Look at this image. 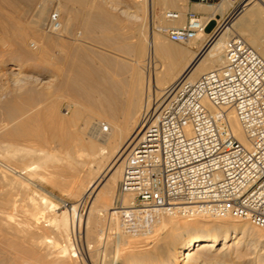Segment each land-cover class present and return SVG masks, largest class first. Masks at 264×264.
I'll use <instances>...</instances> for the list:
<instances>
[{"label":"bare ground","instance_id":"1","mask_svg":"<svg viewBox=\"0 0 264 264\" xmlns=\"http://www.w3.org/2000/svg\"><path fill=\"white\" fill-rule=\"evenodd\" d=\"M154 1L155 0H129V2L123 6L125 9L121 11V14L140 20L142 19V16L146 18V7H148L147 16L149 17L150 22V32L148 31L150 34H148L147 39L145 35L147 32L144 34L143 32L138 31L139 34L136 35L135 43L126 48L128 51L142 55V53H145L147 40L148 45L146 55H148V61L145 62V60H143L144 58L141 59L140 57L132 59L133 63L129 67V69H131L132 79L131 82L127 83L125 81L114 79L113 77V79H110L103 68H90L91 70H86L79 65V58L81 55L85 54V51L82 49V32H74L73 20L78 15H83L88 19L85 24L86 32L91 33L93 31L102 30L106 33L103 36V40L108 41L110 37L109 31H115L117 25L114 15L102 4V2L106 3L107 0H0V40L3 42L1 46H6L7 44L10 47L12 46L11 49H9L12 52L10 57L15 62L10 64L11 66L9 69L19 71V73H9L12 77L16 79L20 78L19 80L32 79L31 75L24 73V63L28 61H40L42 63L46 61L50 63L52 59H57L56 61H58V64L61 63L60 66H62V64L68 66V68H66V75L62 76L63 71H59L61 73L55 72L52 77L53 79H51L50 85H53L52 81L54 82L56 79H58V82L54 85L55 90L53 94H51L53 99L51 100L52 102L50 101L51 107H48V111L50 110L51 113L57 115L55 121L51 123L48 122V125H52L51 127L54 129L53 133L55 135L53 136V139L58 137V140L61 141L59 142L60 144L65 143L68 145L74 143L75 145L76 143H79L84 149L88 148V155H90L92 159V166L94 165L95 169L98 171L92 178H86L88 184L85 187V192L89 197H95V204L97 201L100 202L101 200V202H104L102 204L108 206L107 201L110 199L107 198L108 194L111 196L115 190H117L114 201L116 205L121 202L126 204L131 199L130 195L122 193L120 186L118 189H116V187L118 186V182L124 172V166L128 155L134 145L141 140L140 136L143 132L141 125L144 122L145 117H143L144 115H141L142 118L139 119L138 123L132 126L129 124H119V122L118 124H113L108 120L103 122L101 119L92 120L93 118H88L84 124L82 123V127L77 125L78 127L75 129V134L68 133V135H66L63 132L58 133L56 130L62 129L64 123H72V125H74L73 123L76 124V120L81 116V111L78 108L72 110V107H67L66 112H62L61 114L58 113V110L60 109H58L60 99H56L54 93H56V95L58 92L63 94L68 93L75 99L83 95L87 99H94L96 104L99 102L101 107L103 106V101H105L107 106H119L125 111L126 109H131V100L128 102L129 104L118 105L119 97L123 93L133 96L139 95V97H141L144 90H146L142 111V114H144L145 111L148 112L150 109L157 108L158 104L164 100L168 87L176 84L180 79L185 77L189 81H195L202 73L220 67L224 62L226 41L233 35H241L242 37L246 36L247 38H244L246 40L248 39L247 41L264 57V0H239L237 4L236 2L238 0H222L219 4L209 6L200 3L196 4L197 7H201V9L203 8L210 12L206 16V19L217 13L224 16L225 12L231 7L235 8L237 14L214 38L208 39L206 34L199 35L188 43L190 47L187 48L180 46L177 42L168 40V37L162 34L161 31L165 28H169L168 26H153ZM50 2L53 4L56 3V10L53 12L57 13L59 16V25L57 27L52 24L51 16L54 13L51 14L50 12ZM21 3L26 6L23 10L18 6ZM75 3L78 4V7H74ZM160 3L169 9L174 8L176 10L178 9L177 11H180L181 14L179 19H169L166 17V13L170 12V10H166L165 12L164 17L166 20L176 24L175 26L173 25V27L184 25V12L186 11L187 1L160 0ZM111 5L112 4H110V6ZM117 5L119 4H116L115 6ZM21 12H23L25 16H28V18L30 17V20L27 23L24 21L26 23L25 25L22 24L24 27L21 25L19 21L20 19L16 20L11 17L13 13L20 14ZM165 18L163 20H165ZM164 24L166 23L164 22ZM117 29H119V27ZM254 30L261 31L262 34L259 36V39L254 40V38L252 39L247 36L248 32L252 33ZM48 32L56 33L55 38L52 37L51 34H48ZM30 33L36 35V37H40L38 38L40 39V43L38 42L39 46L36 48V50L38 49L37 53H34L36 51L33 52L28 46V40H30L29 37L31 36ZM65 38H68V40H65ZM194 48L199 49V51H196ZM55 49L57 50L54 53L53 51ZM0 51L2 50L0 49ZM114 67L120 73H125L126 70L128 71L125 65H118V63H115ZM62 69L64 68L62 67ZM4 74L6 75V73H0L2 76ZM33 98L35 101H39L40 99L45 98V94L41 95L40 93H36V95L31 98V101ZM31 105L32 104L29 100L26 102H16L11 99L5 103V117L10 123H12V127L6 132L7 136H22L29 138L32 134L34 136L37 134L36 132H40L37 129L38 131L36 130L32 133L34 127L31 126V122L35 121V119H39L40 121L45 120L44 114L46 111L45 109H43L45 112L36 109L32 115H29ZM70 111H72L71 115ZM44 122L46 123V120ZM44 122L42 125H45ZM7 124L9 123H6L5 125ZM48 125L46 123L45 126ZM48 127L50 128V126ZM230 127L234 136L240 142L247 145L248 141L246 133L234 112L230 113ZM39 135L40 133H38L37 137H41V140H47V137L43 139L42 136ZM63 140L67 141L64 142ZM69 140H76V142L70 141L67 143ZM7 146L10 152H14V154L17 151L22 153L21 149H18V147L11 142ZM22 150L27 151L24 152L26 153L24 154V157L29 158L28 155L33 154L31 150ZM84 151L87 152V149ZM43 152L44 151H42V153ZM69 153L71 154V151ZM9 155H11V153ZM71 156L73 155L71 154ZM35 157L36 156H34V158ZM54 157L55 155L53 153L47 152V158L49 160H53ZM34 163L36 162L33 161L31 164ZM37 165H39V163ZM25 167H27V165ZM74 178L76 181L75 184L77 185L78 183L79 185L78 189H76V192L79 193L84 189V178H81V171H79ZM72 182H74V180ZM43 198L45 201L47 200L45 196H43ZM10 201L8 203H10ZM47 203L48 202L44 205H48ZM115 207L106 209L112 217L113 215L118 216L116 211L113 210ZM95 210L94 207L91 208L89 215H87V230L94 229L96 225L94 216V214H96ZM203 217L207 216H202V218ZM112 219L117 220L116 217ZM60 221H62L64 226H62V230L64 229L68 232V228L70 229L72 227L74 229L76 226L79 228L82 219H80V216L76 211V206H74L71 216L69 217V214L64 213ZM31 225L29 215L22 218L0 215V264H29L30 255L33 252L30 243L33 242L31 241L32 238H35ZM119 227H121L122 230L121 223ZM122 231L125 233L124 230ZM121 234L118 238L117 245L119 255L117 254L118 257L113 264H208L209 262L207 263L205 260L206 257L203 258L204 256L201 255L202 251L213 253L216 258L214 262H211L213 264H234L236 262L240 264H264V228L251 226L248 221H242L230 216L214 218L211 223H203L196 219H183L182 217L179 218V216L161 215L156 222L153 232L141 235L142 239L143 236H148L146 239H149L148 242L142 244L145 246L144 248H139V245L129 242L127 239L125 241V238L123 239L122 237L123 234ZM43 237L42 239H45ZM47 237H49V235ZM146 239H143L142 241L140 240L139 242L144 243ZM42 242L43 241H41V243ZM127 243L128 245L126 246L129 248L127 251L129 253H127V251L122 252L124 249L122 248V245ZM218 249L219 251L214 253ZM67 250L68 248H63L61 251L63 254L59 258L64 257L67 254ZM70 251H72V249ZM258 251H260V253H258ZM67 262L62 259L58 260L59 264H68Z\"/></svg>","mask_w":264,"mask_h":264},{"label":"built area","instance_id":"2","mask_svg":"<svg viewBox=\"0 0 264 264\" xmlns=\"http://www.w3.org/2000/svg\"><path fill=\"white\" fill-rule=\"evenodd\" d=\"M216 5L222 0H189ZM239 0L236 2V4ZM220 19L193 11L184 25L165 28L173 42L220 33L236 16ZM180 11L166 13L179 19ZM59 25L57 13L51 16ZM217 21L212 32L208 24ZM234 112L248 144L230 127ZM141 140L124 166L121 191L130 195L114 210L123 230L150 234L161 215L192 218L230 216L264 228V57L241 35L226 41L224 62L195 81L168 87L157 108L145 111Z\"/></svg>","mask_w":264,"mask_h":264},{"label":"rangeland","instance_id":"3","mask_svg":"<svg viewBox=\"0 0 264 264\" xmlns=\"http://www.w3.org/2000/svg\"><path fill=\"white\" fill-rule=\"evenodd\" d=\"M179 1L180 2H183V1L188 2V0H179ZM128 2H129V0H107L106 3L102 2L103 6L106 7V9L114 15V19H115L116 25H117V27L115 28V31H109L110 33L108 32L109 36H110L108 41L103 40V36L106 33H104L102 30L93 31L91 33L86 32L85 24L88 21V19L86 17H84L83 15H78L73 20L74 32L77 33L78 31H81L82 36H83V40L81 42H82V47H83L82 49L85 51V54L80 56L79 65H81L82 68H85L86 70L87 69L91 70V69L103 68L104 71L106 72L107 76L110 79L113 77L114 79H117L120 81H125L127 83L131 82V79H132V73L130 71L131 69H129V67L133 63L132 59H135V57L136 58L140 57L141 59L144 58L143 60H145V62L148 61V59H147L148 55H146L147 54V45H148L147 40H146L145 53H142V55H139L137 53L135 54L132 51H128V50H126V48L135 43L136 35H138L139 32H143L144 34L147 32V34H145L146 39L148 37V34H150L149 33L150 32V22H149V17L147 16L148 15V7H146V11H147L146 16H145L146 18H144L142 16V19L137 20V19L130 18L124 14H121V11L123 9H125V7H123V6L125 4H127ZM110 4H112V5L110 6ZM114 4L115 5L119 4V5L115 6ZM54 5H55V7H54ZM18 6H19V8H21V10H23L26 7L22 3L19 4ZM75 6L78 7V4L75 3L74 7ZM231 8H229L225 12L224 16H226L228 13H230V11L232 10ZM55 10H56V3L53 4L50 2L51 14L54 13L53 11H55ZM166 10L177 11L178 9L177 10L174 8L169 9V8L165 7L164 5H162L160 3V0L154 1V20H153V24H154L153 26L154 27H156V25L168 26V27H173V25L174 26L176 25V24H173L172 22H169L166 20V18L164 17ZM11 17L15 18L16 20L20 19L19 21H20L21 25L22 24L25 25L30 20V17L28 18V16H25L23 14V12H21L20 14L19 13H13L11 15ZM164 18H165V20H163ZM162 20L166 24H164V22ZM185 21H186V18H185ZM185 21H184V23H185ZM145 24H146V26H145ZM216 25H217V21L214 19L213 21H211L208 24L207 32H212L215 29ZM178 26H180V25H178ZM118 27H119V29H117ZM138 27L140 28V30ZM147 27H149V28H147ZM143 28H145V29H143ZM161 32L164 36L168 37L165 32H163V31H161ZM30 34H31V36L29 37L30 40H28V46L33 52L36 51L34 53H37L38 49L36 50V48L39 46L38 42L40 41V39H38V38H40V37L39 36L36 37V35H34L32 33H30ZM48 34H51L52 37L55 38L56 33L48 32ZM252 34L259 37L262 33L259 30H256V31L254 30V32H252ZM244 37L247 38L246 36H244ZM35 39H37V40H35ZM65 40H68V38L67 39L65 38ZM168 40H170V39L168 38ZM128 42H129V44H128ZM2 44H3V42L0 40V46ZM177 44H179L180 46H182L184 48L190 47V45L188 43L185 44V43L177 42ZM11 47L8 46V44L6 46L0 47V49L2 50V51H0V73H6V75L5 74L3 76L0 75V121L1 120L3 121V123H2V121L0 122L1 123L0 124V126H1L0 130L3 128L0 131V140H1L0 141V215H3V216L5 215L6 217H7V215H8V217L9 216H13V217L15 216L17 218H22V217H25L26 215H29V217L31 219V224H32L31 225L32 231L34 232V236L36 238V239L32 238L31 241H33V242L30 243L33 252L30 255L31 260L29 259V264H46V263L47 264H52V263L57 264L58 260H60V259H62L65 262L68 261L67 262L68 264L70 262H71L70 264H96L97 262H98L97 264H113L119 255V251L117 250V247H118L117 245H118V238H119L121 233L123 234V235L122 234L121 235H122L123 239L125 238L124 239L125 241L127 239V241H129V242H133V243H136L137 245H139L140 246L139 248H144L145 246H143L142 244H145L146 242L149 241V239H146L148 236L147 237L143 236V239H146V241H144V243H142V242H139L140 240L141 241L143 240L141 238V235H132V234L126 233V232L123 233V231H122L123 228L121 230V227H119V225L121 223L120 218L118 216H114V215L112 217V215H110L108 210H106L110 207L116 206L114 201H115V195L117 193V190H115L111 196L108 194L107 198L111 199V200L109 199V201H107L108 206L102 204L104 202H101V200H100V202L97 201L95 204V202H94L95 197L94 196L89 197L86 194L85 187L88 184V181L86 180V178L87 179L92 178L93 176H95L97 174V171H98L97 169H95L94 165L92 166V163H91L92 159H91L90 155H88V148H85V149H87V152H85L84 147L82 145H80L79 143H76L75 145H74V143H72V144L70 143L67 145L64 143L67 140L66 141L63 140L64 144H62V143L60 144L59 142H61V141L58 140L59 139L58 137L53 139L54 138L53 136H55L53 133L54 129H52L51 124L48 125V122L51 123V122L55 121L57 114L51 113L50 110L48 111V107L49 108L51 107L50 104L52 102L51 100L53 99L51 94H53V92L55 90L54 85L58 82V79H56V81H54V82L52 81L53 85H50L51 79H53L52 77H53V74L55 72H59V71L62 72L63 71L62 76L66 75V73H67L66 68H68V66L67 65L65 66L64 64H62V66H60L61 63L58 64V61H56L57 59H52V61L50 63L46 62V61L43 63L40 61H28V62L24 63V67H25L24 73L27 75H31L32 79L30 78L27 80H19L20 78L16 79L9 74L11 72L12 73L13 72L19 73L18 70L13 71V70L9 69L11 66L10 64L15 62L10 57L12 52L9 49H11ZM194 49H196V51H199V49H197V48H194ZM56 50L57 49H55L53 52L55 53ZM115 63H118V65H125L127 67L128 71L126 70L125 73H120L119 71H117L115 69V67H114ZM62 67L64 69H62ZM61 72H59V73H61ZM82 81H85V80H82ZM49 90H50V92H49ZM40 91H42L43 93ZM36 93H38V94L40 93L41 95L45 94V98L40 99L39 101L38 100L35 101L33 98L32 101L33 100L34 101L32 102L31 98L34 95H36ZM54 94H55L54 96H56L55 97L56 99H60L59 100L60 104L58 105V109L60 108L61 110L59 109L58 113L61 114L62 112H66L67 107H72V110L75 108H78L81 111V116L79 118L80 120L77 119L76 124L73 123L74 125H72V123L71 124L64 123L62 129L56 130L58 133L63 132L64 134L68 135V133L75 134L74 133L76 131L75 129H77L78 126L82 127V125L85 123V121H87L88 118L89 119L93 118L92 120L101 119L103 122L108 120V121H111L113 124H118V122H119V124H127V125L129 124L131 126L138 123L139 119L142 118L141 115H143L142 114L143 105H144L143 102L145 99L144 97L146 95V90H144L141 97H139V95L133 96V95H129L127 93H125V94L123 93L119 97V100L117 103L118 105L129 104L128 102H130V100H131V102H130V104L132 105L131 109L125 110L128 112H125L124 109H121V107H119V106H113V105L107 106V103L105 101H103V106L101 107L99 102H97V104H96L94 99H87L83 95L78 97L77 99H75L71 95H69L68 93L63 94V93L58 92L57 95H56V93H54ZM58 94H60V95H58ZM139 98H140V100H139ZM11 99H13L16 102H21V101L26 102L29 100V102H31V104H32L30 109H29V115H32V113H34L36 111V109L41 110L43 112L46 111L45 112L46 115L44 114V117H45L47 125L50 126L51 129L48 126H45L46 125V123L44 122L45 120L40 121L39 119H37V120L35 119V121L31 122V126H33L35 129V130L32 129L33 130L32 133H34L37 129L40 131V132H36L37 133L36 135L33 136V134H32L31 135L32 137L30 136L29 138L28 137H22V136H12V137L7 136L6 132H7V130H9L12 127V123H10L9 120L5 117L4 105L6 102H8ZM45 99H47V100H45ZM76 103H77V105H76ZM38 104H39V106H38ZM86 108H87V110H86ZM43 109H45V111ZM84 110H86V111H84ZM71 113H72V111H70V115H71ZM70 115H67V116H70ZM91 115L94 117H92ZM4 119H5V121H4ZM38 121L41 123H39ZM43 122L45 123V125H42ZM6 123H9V124L5 125ZM3 124H4V126H3ZM4 127H6V128H4ZM38 133H40L39 136H42L43 139L47 137V140L46 139L41 140L40 139L41 137L40 138L37 137ZM142 134H143V132H142ZM142 134H141V136H142ZM141 136H140V138H141ZM70 141L71 140H69L67 143H69ZM10 142L13 143L15 146H17L18 149H21L22 153L20 151H17L15 154H14V152H10V150L8 149V146H7ZM71 142H76V140L75 141L72 140ZM77 142H79V141H77ZM22 149L31 150V152L33 154H29L28 155L29 158L24 157V154H26L24 152H27V151H24ZM34 149H35V151H34ZM38 149H40V150H38ZM42 151H44V152L42 153ZM45 151L53 153L55 155L53 160H55V161H53L52 159L49 160L47 158V152H45ZM70 151H71V154L73 156H71V154L69 153ZM19 152H20V154H19ZM10 153H11V155H9ZM33 155L36 157L34 158ZM16 156H18V157H16ZM23 159H27V160H23ZM24 161H25V163H24ZM33 161L36 163L31 164V163H33ZM44 161L46 163L47 162H49V163L46 164ZM97 161H99V160H97ZM38 163H39V165H37ZM26 165L28 168L25 167ZM79 171H81V178L82 179L84 178L83 179L84 180V189H82V191L77 193L76 189H78L79 185H78V183H77V185L75 184L76 181H75L74 176L77 175ZM122 177H123V174H122ZM122 177L120 178V180L118 182V186L116 187V189H118V187L120 186V190H121ZM73 180H74V182H72ZM72 186H73V188H72ZM43 196H45L47 198L46 201L43 198ZM113 198H114V200H113ZM3 199L5 200V203H4ZM11 199H13V200H11ZM9 201H10V203H8ZM46 202H48L47 203L48 205H44V204H46ZM51 202H53V203H51ZM13 203H14V206H13ZM77 204H78V206H77ZM32 205H33V207H32ZM17 206L18 207L20 206V207L18 208ZM74 206H76L77 214L80 216V219H82V221H80V227L79 228L77 226L74 229L71 227L70 229L68 228V232H67L64 229L62 230V228L64 226L62 224V221H60V219L64 213L69 214V217H70L72 212H73ZM93 207L96 209L95 210L96 214H94L95 220H96V225H95L94 229H88L87 230V226H86V220L88 217L87 215H89L90 210ZM31 210H33V211H31ZM101 212L102 213L104 212V213L102 214ZM60 213H63V214H60ZM108 213H109V215H108ZM114 217H116L117 220L112 219ZM179 218H181V217H179ZM182 218L183 219H196L199 222H203V223L204 222L211 223L214 220L213 217H210V218L209 217H203L202 218V216H195L192 218H185V217H182ZM115 220H116V223H115ZM168 220H171V219H168ZM234 222H236V221H234ZM239 222H241V221H239ZM115 224H116V226H115ZM250 225L254 226L251 223H250ZM254 227H256V226H254ZM257 228H259V227H257ZM42 233L46 236H44ZM48 235H49V237H47ZM66 235H68V236H66ZM41 236L42 237L44 236L43 238H45V239H42ZM106 238H107V240H106ZM137 240H138V243H137ZM41 241H43V242L41 243ZM69 244H72V245H69ZM126 245H128V243L122 245V248H124L122 250V252H126L127 250H129L128 246H126ZM63 248H68L67 254H66L67 256L65 255L64 257L59 258L63 254V253H61ZM71 249H72V251H70ZM218 251H219V249L214 253H217ZM127 253H129V252L127 251ZM201 253H202L201 255L204 256L203 258L206 257L205 260L207 261V263L209 262L208 264H213L211 262H214L216 260L213 253H210L209 251H202ZM258 253H260V251H258ZM101 261H102V263H101ZM234 264H240V263L236 262Z\"/></svg>","mask_w":264,"mask_h":264},{"label":"crops","instance_id":"4","mask_svg":"<svg viewBox=\"0 0 264 264\" xmlns=\"http://www.w3.org/2000/svg\"><path fill=\"white\" fill-rule=\"evenodd\" d=\"M196 4H198V2H196V1H189V0H188V2H187V7H186V11L184 12V18H186V15H187V13H188L189 11H193V12H195V13L201 15V16H204V17H206V16L210 13V12L206 11V10L203 9V8L201 9V7H197ZM200 11H201V12H200ZM223 17H224V16H223L222 14L217 13L216 19H217V21H218V20L220 21V19H223ZM249 33H250V35H249ZM247 36H248V37H251L252 39L254 38V40H255V39H259V37L253 35L251 32H248ZM253 36H254V37H253Z\"/></svg>","mask_w":264,"mask_h":264}]
</instances>
